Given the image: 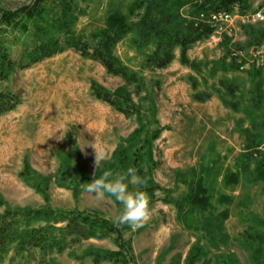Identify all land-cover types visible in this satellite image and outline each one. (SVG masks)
Masks as SVG:
<instances>
[{"label": "rangeland", "instance_id": "374dc122", "mask_svg": "<svg viewBox=\"0 0 264 264\" xmlns=\"http://www.w3.org/2000/svg\"><path fill=\"white\" fill-rule=\"evenodd\" d=\"M31 1L9 0L3 7L15 10ZM134 1L80 3L84 14L75 27L76 33L89 36L104 29L110 14H126ZM182 1L185 6L181 14L196 26H210V21L215 25L210 26L214 32L209 38L187 52L196 69L182 65L181 52L176 49L173 63L165 70H144L143 61L153 53V46L139 54L130 36L116 46V58L143 79L140 94L132 96L141 112L140 123L136 117H126L92 95L93 83L114 93L124 85L123 81L72 51L0 83L1 93L21 101L0 117V214L44 208L56 212L76 210L95 213L115 223L123 206L115 198L93 203L84 185L91 182L94 173L98 178L97 172L128 169L120 158H113L117 151L132 148L130 151L135 152L148 134L160 131L150 149L152 171L150 153L142 159V168L159 188L156 197L160 200L151 204L152 215L144 226L124 233L135 263L189 264L193 257L197 259L194 264H221L232 256L238 264H251L245 243L257 237L261 239L256 247L264 255V182L256 179L257 164L264 163V133L257 127L252 129L253 123L261 122L260 112L252 108V91L261 78L264 89V44L256 45L258 34L264 31V0H249L245 14L237 10L223 12L229 17L217 21L213 16L222 12L213 9L222 0ZM20 50L15 49V55ZM224 58L228 62L236 59L242 65L241 71L213 70V65ZM254 71H260L261 78H252L250 73ZM191 78L197 82L196 91ZM220 81L237 88L236 96L227 101L238 103V112L222 104L217 93H224L220 91ZM196 93H208L212 98L198 104L193 101ZM246 129L262 142L253 159L246 157ZM60 136L63 139H58ZM93 145L108 153L99 168L94 167ZM236 173L237 184L226 186L225 177ZM199 178L211 196L214 218L224 211L229 213L223 223L227 243L216 237L215 228L210 235L200 230L204 225L202 217L190 218L191 228L185 227L175 206L163 202L185 198L191 182ZM146 186L147 182L140 190ZM223 198H228L229 203L222 204ZM93 251H117L114 238L89 240L49 256L39 250L18 253L13 248L0 264H93L89 256Z\"/></svg>", "mask_w": 264, "mask_h": 264}, {"label": "trees", "instance_id": "16d2710c", "mask_svg": "<svg viewBox=\"0 0 264 264\" xmlns=\"http://www.w3.org/2000/svg\"><path fill=\"white\" fill-rule=\"evenodd\" d=\"M9 0H0V83L7 81L18 72L27 70L67 51H72L84 59L100 64L108 75L120 78L124 85L114 93H109L101 86L93 83L92 95L95 99L108 104L118 113L126 117H136L139 123L142 119L139 108L134 103L133 95H139L143 88V79L123 65L115 56L119 42L131 37L133 49L141 54L148 47L154 51L143 61V69L148 71L165 70L175 59V50L179 49L180 62L184 66L196 69L197 65L187 58V52L197 43L209 38L214 30L208 25L196 26L181 14L185 6L182 0H135L127 9L109 15L104 29L89 36L78 35L75 27L84 12L80 3L86 0H32L29 4L15 10H7L3 6ZM214 12L231 13L238 11L245 14L249 10V0H222L213 9ZM264 44V31L258 34L256 45ZM20 48L15 55L14 50ZM242 65L236 59H223L213 65V70L223 73L241 71ZM252 78H261L260 71L250 73ZM194 91L197 89L195 79H190ZM219 98L224 107L239 111L238 103L227 101L234 98L237 88L224 81L219 82ZM133 90V92H131ZM223 90V91H222ZM211 94L196 93L193 101L204 104L210 101ZM21 103L14 95L0 92V117L13 111ZM252 108L261 114V122L253 123L252 129L258 128L264 133V89L262 78L257 81L252 91ZM253 114V113H251ZM250 115V114H248ZM251 119V117L249 118ZM141 126V124H140ZM141 129V128H140ZM141 130L137 131L139 136ZM247 140L246 157L253 159L262 146V142L251 130H244ZM160 137V131L148 134L135 152L129 150L117 151L113 158L121 159L125 168L137 169V175L144 178L147 186L143 189L151 204L160 200L156 197L158 187L154 186L152 176L142 168L144 155H150L153 170L151 147L153 141ZM110 169V168H109ZM256 179L264 182V163L259 162L256 168ZM102 175L97 172L98 178ZM88 176V175H87ZM239 175L231 174L225 177L226 186L237 184ZM163 202L173 204L178 211L179 220L185 227L191 228L190 218L202 217L204 225L201 231L213 233L215 228L221 242L227 243L223 223L229 213L224 211L214 218L212 214L211 196L202 178L191 182L187 196L181 200L165 199ZM228 204L229 199L220 200ZM210 216L212 220H207ZM218 222L216 227L213 223ZM211 224V225H210ZM193 226V225H192ZM211 228V229H210ZM132 229L129 225L117 226L95 213L69 211L56 212L50 208L26 210L0 214V260L11 250L25 252L39 250L44 256L61 254L89 240H105L114 238L117 251H96L89 253L93 264H136L132 248L124 238V233ZM210 235V234H209ZM260 237L249 238L245 248L249 253L251 264H264V255L256 247ZM196 258L191 257L189 264H194ZM221 264H238L232 256Z\"/></svg>", "mask_w": 264, "mask_h": 264}, {"label": "clouds", "instance_id": "9594fccd", "mask_svg": "<svg viewBox=\"0 0 264 264\" xmlns=\"http://www.w3.org/2000/svg\"><path fill=\"white\" fill-rule=\"evenodd\" d=\"M58 139L63 137L60 136ZM93 147L94 167L99 168L101 163L108 159V153L97 149L95 145ZM145 184L146 180L137 175V169L129 167L123 172L116 173L105 170L99 178L94 173L91 182L84 185V191L90 194L93 203L115 198L123 206L122 211L115 217L116 225H129L136 230L144 226L152 215L150 199L145 191L140 190Z\"/></svg>", "mask_w": 264, "mask_h": 264}, {"label": "built area", "instance_id": "2783aa9c", "mask_svg": "<svg viewBox=\"0 0 264 264\" xmlns=\"http://www.w3.org/2000/svg\"><path fill=\"white\" fill-rule=\"evenodd\" d=\"M229 16L227 15V14H225V13H221V14H218V15H215V16H213V21H217L218 20V18L219 19H223V18H228ZM208 23V22H207ZM210 26H212L213 28H214V26L215 25H213V23L210 21L209 23H208ZM236 55H232V58L233 57H235Z\"/></svg>", "mask_w": 264, "mask_h": 264}]
</instances>
